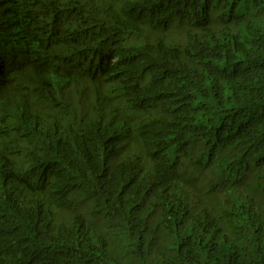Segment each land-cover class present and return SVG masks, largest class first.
<instances>
[{
    "label": "trees",
    "instance_id": "trees-1",
    "mask_svg": "<svg viewBox=\"0 0 264 264\" xmlns=\"http://www.w3.org/2000/svg\"><path fill=\"white\" fill-rule=\"evenodd\" d=\"M0 264H264V0H0Z\"/></svg>",
    "mask_w": 264,
    "mask_h": 264
}]
</instances>
